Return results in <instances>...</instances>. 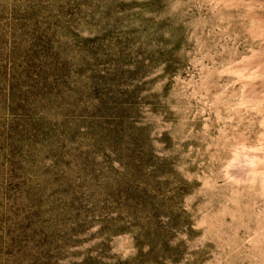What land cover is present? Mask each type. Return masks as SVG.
<instances>
[{
    "label": "rangeland",
    "instance_id": "obj_1",
    "mask_svg": "<svg viewBox=\"0 0 264 264\" xmlns=\"http://www.w3.org/2000/svg\"><path fill=\"white\" fill-rule=\"evenodd\" d=\"M249 1L0 0V264H264Z\"/></svg>",
    "mask_w": 264,
    "mask_h": 264
},
{
    "label": "bare ground",
    "instance_id": "obj_2",
    "mask_svg": "<svg viewBox=\"0 0 264 264\" xmlns=\"http://www.w3.org/2000/svg\"><path fill=\"white\" fill-rule=\"evenodd\" d=\"M257 2H264V0H250L246 5L251 8ZM256 30L257 35L261 36L263 31ZM234 72L238 77L247 81L244 96L256 103L264 112V103H262L264 101V48L260 51H253L250 56L235 65ZM234 159L231 169L237 170L246 178H260L264 181V164L260 165L263 163L262 159L264 160V145L254 149L242 147Z\"/></svg>",
    "mask_w": 264,
    "mask_h": 264
}]
</instances>
